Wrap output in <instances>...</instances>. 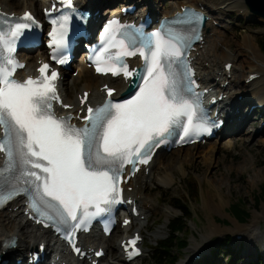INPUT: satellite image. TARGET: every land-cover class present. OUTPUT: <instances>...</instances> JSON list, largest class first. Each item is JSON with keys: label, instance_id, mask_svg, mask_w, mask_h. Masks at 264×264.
I'll return each instance as SVG.
<instances>
[{"label": "snow or ice", "instance_id": "snow-or-ice-1", "mask_svg": "<svg viewBox=\"0 0 264 264\" xmlns=\"http://www.w3.org/2000/svg\"><path fill=\"white\" fill-rule=\"evenodd\" d=\"M20 19L34 23L28 13ZM29 27L24 22L11 25L7 33L0 32V43H7L5 36L18 39ZM107 39L111 41L112 37ZM53 42L57 47L62 45L63 33ZM7 47L9 52L13 51L10 44ZM137 52L145 60L146 75L140 77L143 86L134 99L117 104L108 101L96 109L89 107L82 128L73 126L71 117L57 118L53 114L51 102L59 99L52 83L57 73L52 72L50 78L44 76L48 65L40 69L42 79L29 78L24 82L12 78L15 69L23 65L10 56L6 64L0 65V130L3 132L0 152L6 157L0 177L18 170L15 178L34 187L30 206L42 218L37 223L68 225L71 222L74 235L92 216L106 210L101 205L118 202L120 174L126 163L135 165L138 160L146 163L152 148L163 142L162 138L180 117H187L191 125L195 110L184 95L193 91L188 82L189 72L179 73L172 63H164L168 58H173V62L179 60L180 49L159 33H153L148 45L125 50L123 54L133 56ZM107 70L113 75L120 72L125 77L132 75L119 57ZM97 71L101 69L98 67ZM108 95H112L111 90ZM184 132L188 135L189 129L185 128ZM16 194L19 192L14 190L6 196L0 195V206ZM90 207L95 212H89ZM131 243L134 245L135 241ZM74 250L80 252L75 246Z\"/></svg>", "mask_w": 264, "mask_h": 264}, {"label": "rangeland", "instance_id": "rangeland-1", "mask_svg": "<svg viewBox=\"0 0 264 264\" xmlns=\"http://www.w3.org/2000/svg\"><path fill=\"white\" fill-rule=\"evenodd\" d=\"M33 1L39 10H41L42 3L39 0ZM123 1L116 0V3L112 5L105 4L100 11L104 15L103 11L105 9L108 8L111 11L112 8L119 5L118 3H123ZM137 1L141 3L143 0ZM178 1L182 2L186 0H164L161 3V7L172 6ZM222 1L224 0H215L213 4L217 7L216 11L220 14L221 25L224 26V29L220 30L223 32L226 40L225 47L230 49L234 56H240L239 62L243 65L244 61L252 60L251 51L242 46L244 37L252 35L256 46L259 47L258 39L260 37L264 38V25L254 23L250 15L244 16L242 14L243 10H247L248 12V7L245 5L244 0L240 4L239 9L235 8L233 10L222 9ZM21 6L22 4L16 10L20 11ZM116 9L119 10L120 7L118 6ZM107 15L108 13L104 16ZM261 53L264 55L262 51ZM35 54L34 57H37V54ZM217 60H219L217 63L218 69H222L223 62L219 58ZM260 64L263 65L264 61L260 60ZM254 66L260 67L259 64ZM249 67L246 63L243 65L244 70L242 69L237 72L238 85L234 87L232 93L242 94L239 91L243 87L242 84L244 79H246L245 76L249 73ZM78 68L79 62L76 61V64L72 67V71H68L65 81V86L70 83L69 85L72 87L70 91L73 92V96L75 94L80 95V90H82L81 85H72L73 80L78 76ZM218 81L219 79L216 82ZM234 94L233 99L235 100L237 97ZM253 102L254 104L249 103L244 106V113H247L252 106H257L256 101ZM255 110L256 114L253 116L259 118L257 124L255 123L253 126L246 125V127L242 128V131H238L241 127V124H239L237 128H234L238 132L227 134L228 136L225 132L222 135L224 136L223 139L220 140L218 138L220 141L216 139L196 147L190 146L173 150V152H163L162 156H160L162 158L159 157L162 160L158 159L152 164L151 182L150 180L147 181L148 187L145 190V194H147L146 196L150 194L152 200L157 201V204H154L156 208L158 207V210L153 211L151 218L146 223L144 222L143 256L135 262L128 264H155L152 260L153 249L160 242L168 238L170 222L182 215L179 210L171 207L166 202L164 203L167 199H164L162 195L165 194L172 196L174 199L183 198L186 203L185 205L189 207L193 215L187 221V232L181 235V237L187 239V248L184 250L174 248L170 253L169 260H177L175 264H182L183 262H185L184 264H188L190 258L194 259L190 264H203L202 261L211 257L218 259L213 264H231V262H228V259L231 261L233 258H235L233 261H236L232 264L236 262H239L238 264H254L259 259L264 260V198L261 199L259 204L256 203V197H259L261 193L260 189L264 186V131L260 133L264 125V115L260 110ZM223 145L228 148L223 147ZM170 163L174 164H172L174 169L167 173L170 179L166 178V181L171 185L162 188L157 182L161 180L160 174L164 172V168L171 165ZM148 175L149 172H147ZM172 177L174 182L171 179ZM188 183L194 195L189 194L186 186ZM198 190L199 196L197 194ZM209 197H211V201L208 199ZM239 199L243 200L245 204L243 207L250 213L249 218L244 223L236 221L230 215L232 213L230 209L231 204ZM172 210V214L167 216L166 212ZM251 225L258 228L259 234L255 241L252 240L254 243L253 248L249 245L247 239H244L243 235L235 236L239 230ZM237 227L241 228L237 230ZM211 228L218 229V234L212 237L208 247L203 252L195 254L196 252L191 249L204 242L206 235L207 237L212 235L210 234L212 233ZM118 230L116 234L114 233V236L112 235V240L109 241L110 244H115L113 242L115 240L119 244V241L124 237L123 229L120 228ZM134 231L135 229L132 230V232ZM238 237L240 238L238 239ZM242 237L243 239H241ZM85 241L90 242V239L87 237ZM113 260L112 255L107 254L100 264H111ZM164 264H169V262L166 261Z\"/></svg>", "mask_w": 264, "mask_h": 264}, {"label": "bare ground", "instance_id": "bare-ground-1", "mask_svg": "<svg viewBox=\"0 0 264 264\" xmlns=\"http://www.w3.org/2000/svg\"><path fill=\"white\" fill-rule=\"evenodd\" d=\"M12 1L14 2L13 4ZM39 1L42 3L41 10H39L38 6L35 5V2L33 0H0V13L5 15L13 14L20 16L24 14L26 11H31L38 18H41L42 8L46 5L47 0H39ZM115 1L116 0L113 1L112 0H78L80 5L93 9L94 12H99L100 16H104L110 11V9L108 8L105 9L103 11L104 13L103 15L100 10L103 9L104 5L110 3L112 4L116 3ZM126 1H131L129 6H132L139 2V1L136 2L134 0H124L123 3L121 4L118 3L119 5H117L115 8H112L113 11L119 12L120 10L117 11L116 8L118 6L119 7L123 6L124 3H126ZM162 1L164 0H143L142 1L143 6L137 10V13H140L138 15V18L144 16L148 9L152 12V14L155 17L157 16L170 17L173 16L177 11H180L181 7H185V6L202 9L204 12L207 13L209 17L204 27L203 40L202 42L196 45V49L193 52L194 65L198 70L199 76L202 78L201 81L202 84H204L206 88L214 90L216 92L215 94L216 97L222 95V96H226L227 98L222 103V108H223L222 113L226 114L228 119L227 127L224 130L226 131V135L231 134L233 132L236 133L239 130L242 131V128L246 127V125L253 126L255 123L257 124L259 118L253 116L256 114L255 109L253 110L250 109L247 113H244L243 111L244 106L246 104L249 103L254 104L253 101H256V105H257L256 109L260 110L264 115V64L263 65L260 64V60L264 61V55L261 53L259 47L256 46L255 39L253 38V36L251 35L244 37L242 42V46L248 48L251 51L252 60H249L247 62L244 61V63L245 64L247 63L248 67L249 66L250 67L248 70L249 73L248 75L245 76L246 79H244L243 81L242 84L243 87H241V89L243 90L241 91L240 89L239 91V93L242 94H236V93L234 94L232 93L234 91L233 89L238 85V80H237L238 76L236 74L238 71L242 69L244 70L243 65L245 64L243 63L242 65L239 62L240 56H234L232 51L230 49H227V47H225L226 40L223 32L221 31L222 29H224V26L221 25L220 22L221 18L219 17L220 14L217 13L216 11L217 7L214 6L213 4L215 0H186L182 2L178 1L174 3L172 6H165L163 8L161 7V3H163ZM242 1L243 0H224L222 1L223 3L221 4L223 6L222 9H228V10H233L235 8L239 9ZM21 4H22L21 10L17 11L16 10L17 7L20 6ZM99 14L96 17V19H99L100 17ZM242 14L244 16H249L247 10H243ZM36 54L37 57H34V54L33 55L22 54L23 60L27 63V66L25 70L19 72V74L24 79L29 77L30 75H36L37 74L36 70L39 67V62L46 61V54L44 52L39 51ZM218 58L220 59V61L223 62L222 69L220 68L218 69V64H217L219 61L217 60ZM78 61H79V68L77 73L78 76L73 80L72 85L73 86L81 85L82 88V90H80L81 97H83L84 92L89 93L88 102L86 103L85 107L95 104L97 101H102L104 97V90L102 89V87L105 85H109L111 88L116 89L118 94L120 93L121 90L125 88V83L121 79L113 80L110 77H102L95 75L92 72V70L88 69V67L84 64L83 59ZM230 63H233V67L230 71H227L226 66ZM257 64H259L260 67L254 66ZM67 74H68L67 70L62 71V80H61L60 88H61V94L64 97V102H65L64 104L69 105L71 109L65 111L64 108L61 107V108H57V111L63 116H78V114L81 111H84V109L82 108V103L78 96L79 94L78 95L75 94V96H73V92L70 91L72 88L69 85L70 83H68L65 86ZM253 76L254 79L251 78ZM218 79L219 81L216 82ZM225 84H227V86L224 88L223 86ZM233 94L235 97H237L235 100L233 99ZM234 102L236 103L231 105ZM81 116L83 117V114H81ZM239 124H241L240 129H238V131H235L234 128H237ZM263 131H264V126L260 133H263ZM223 137L224 136H222L220 140L223 139ZM220 140L217 139V141ZM196 146L199 145H195V147ZM223 147H227V146L223 145ZM163 152L164 151H160L159 153H157V155L153 160V163H155L159 159V157L162 156ZM172 164L164 168V172L160 174L161 180H159L157 184L162 188L164 186L169 187L171 185L166 181V178L170 179V177L167 176V173L170 170L173 171L174 164L173 165ZM151 166L150 168L143 169L141 172H139L138 175H136L135 178L131 180V182L127 186V195L129 199H131L134 202V204L139 208V216L134 219V222L132 223L131 226L122 228L124 234L130 235L132 230L135 229V232L139 233L140 235L141 234L143 235V230L145 228L146 221L151 218V214L153 211L158 210V207L156 208L154 204L157 201L154 199L152 200L150 194H148V196H146L147 194H145V190L148 187L147 181L150 180L151 182V175L153 172ZM147 172H149L148 176H147ZM171 179L174 182L173 177ZM129 188H131V191ZM213 197L212 199H214ZM208 199L211 201V197H209ZM24 209L25 208L22 202H16L15 204L9 206V208L0 212V264H4V260L6 261L5 264H16V261L22 259L25 255L27 256L28 259L29 257L28 254L30 252L34 253L36 250L40 249L41 246L46 248V250L48 251V254L46 255V259H45V261H47L48 256L56 250V243H53L54 238L52 234L48 231H43L38 226L34 225L28 219V216L24 214ZM172 212L173 210L167 211L166 212L167 216L172 214ZM240 228L241 227H237V230ZM212 229L214 228L210 229L212 231V233L210 234L212 235L208 234L209 235L208 237L206 235L204 237V242L199 244V246L194 247L196 249L194 248L191 249L192 251L196 252L195 254L203 252L205 248L208 247V244L210 243L209 241L212 239V237L218 234L219 232L218 229H214V230ZM238 235H243L244 239L246 238L249 245H251L253 248L254 243L252 242V240L255 241L256 238L259 236L258 228L252 225L250 227H244L235 234V236ZM243 237L241 239H243ZM12 238H15L17 240L16 248H10L6 246L8 239H12ZM88 238L90 239V242L85 241L83 243L84 250H86L88 254L91 255L93 254L94 256L97 252H99V250H105L106 255L111 254L112 258H114L113 263L111 264L129 263L125 259V254L122 251L120 244L116 243L117 240L113 241L115 242V244L109 243V241L112 240V236L107 239L104 237H100L97 234H92ZM93 248H96L95 251L89 253V251H91ZM63 252L64 249H61V253ZM55 257H57V255H55ZM64 257L66 259L67 258L69 259V264H74V263L91 264L86 260L77 261V262L73 261L65 253H64ZM102 260L103 258L99 261V264L102 262ZM193 261L194 259L190 258L188 264L192 263ZM184 263L185 262H183L182 264Z\"/></svg>", "mask_w": 264, "mask_h": 264}, {"label": "trees", "instance_id": "trees-1", "mask_svg": "<svg viewBox=\"0 0 264 264\" xmlns=\"http://www.w3.org/2000/svg\"><path fill=\"white\" fill-rule=\"evenodd\" d=\"M260 50L264 53V38L260 37L258 39ZM187 186L189 194H193L192 189L189 187V183ZM261 193L259 197H256V203L259 204L261 199L264 198V186L260 189ZM198 196L200 195L198 190ZM194 195V194H193ZM164 199H167L164 201V203H168L171 207H174L175 209L179 210L182 215L173 219L169 224V231H168V238H166L163 242H160L154 249H153V255L152 260L155 264H164L166 261L169 262V264H175L177 260H169L170 253L174 250V248L184 250L188 246L187 239L181 237L184 233L187 232V221L192 218V213L188 206L185 204V200L180 197V199H174L172 196H169L168 194L162 195ZM170 197V198H169ZM245 204L243 200L239 199L238 201L231 204L230 209L231 212L230 215L238 222L244 223L250 216V213L246 211V209L243 207ZM220 254V253H218ZM213 258V257H211ZM207 258L206 260L202 261L203 264H213V262L217 261V258ZM219 258V257H218ZM228 262L232 263V260L230 261L228 259ZM238 264V263H237ZM254 264H264V260L259 259Z\"/></svg>", "mask_w": 264, "mask_h": 264}, {"label": "water", "instance_id": "water-1", "mask_svg": "<svg viewBox=\"0 0 264 264\" xmlns=\"http://www.w3.org/2000/svg\"><path fill=\"white\" fill-rule=\"evenodd\" d=\"M254 23L264 25V0H244Z\"/></svg>", "mask_w": 264, "mask_h": 264}]
</instances>
